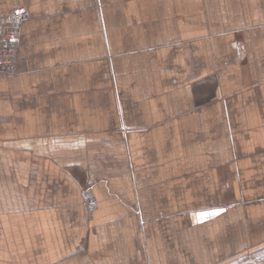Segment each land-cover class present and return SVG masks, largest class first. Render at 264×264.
Wrapping results in <instances>:
<instances>
[{
  "label": "crops",
  "instance_id": "crops-1",
  "mask_svg": "<svg viewBox=\"0 0 264 264\" xmlns=\"http://www.w3.org/2000/svg\"><path fill=\"white\" fill-rule=\"evenodd\" d=\"M22 6L0 264H264V0Z\"/></svg>",
  "mask_w": 264,
  "mask_h": 264
},
{
  "label": "built area",
  "instance_id": "built-area-1",
  "mask_svg": "<svg viewBox=\"0 0 264 264\" xmlns=\"http://www.w3.org/2000/svg\"><path fill=\"white\" fill-rule=\"evenodd\" d=\"M30 19L31 14L26 6L15 8L0 17V76L12 77L19 73L22 27ZM94 203L93 197L87 195L85 207L91 210Z\"/></svg>",
  "mask_w": 264,
  "mask_h": 264
},
{
  "label": "snow or ice",
  "instance_id": "snow-or-ice-1",
  "mask_svg": "<svg viewBox=\"0 0 264 264\" xmlns=\"http://www.w3.org/2000/svg\"><path fill=\"white\" fill-rule=\"evenodd\" d=\"M209 214H212V213H209Z\"/></svg>",
  "mask_w": 264,
  "mask_h": 264
}]
</instances>
